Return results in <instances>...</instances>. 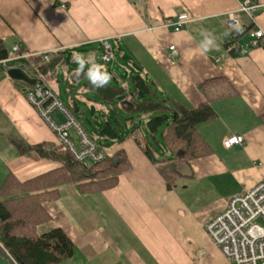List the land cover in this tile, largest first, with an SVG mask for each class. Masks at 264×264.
<instances>
[{"label":"crops","instance_id":"crops-1","mask_svg":"<svg viewBox=\"0 0 264 264\" xmlns=\"http://www.w3.org/2000/svg\"><path fill=\"white\" fill-rule=\"evenodd\" d=\"M241 1L0 0V38L32 54L13 64L31 77L38 76L32 58L63 50L70 52L73 64L74 53L94 55L125 84V63L119 67L116 59L108 67L99 61L103 38L139 63L157 92L186 107L205 100L199 86L212 77H227L238 90L211 102L216 116L197 129L212 151L178 162L181 176L174 187H167L136 145V132L103 145L111 156L123 151L128 162L116 186L82 193L75 183L61 185L58 197L44 202L51 220L38 227L40 232L60 227L72 240L74 252L61 264H231L205 224L232 196L264 180V44H252L253 32L264 31V0H250L252 17L238 14L242 25L252 26L237 43L245 54L232 56L223 45L230 40L226 13ZM182 12L189 19L178 31L163 25ZM201 30L216 36L219 50L200 54ZM56 76L47 73L40 79L49 86ZM30 86L10 78L0 62V184L9 173L26 180L64 165V153L52 148L58 146L54 132L26 98ZM75 100L80 105L84 98ZM88 104L95 110L101 106ZM53 117L62 119L58 112ZM140 126L143 132L142 121ZM233 134L241 135L243 144L225 147L223 141ZM12 139L41 145L45 154L30 150L18 155ZM162 153L167 155V149ZM0 264L16 263L9 253H0Z\"/></svg>","mask_w":264,"mask_h":264},{"label":"trees","instance_id":"trees-1","mask_svg":"<svg viewBox=\"0 0 264 264\" xmlns=\"http://www.w3.org/2000/svg\"><path fill=\"white\" fill-rule=\"evenodd\" d=\"M251 27L241 24L242 33L230 31V40L224 41L223 45L232 56L245 54L237 43ZM113 47L115 57L112 61L117 59L126 66L125 84L117 82L116 73L108 70L112 75L109 84L93 89L84 75L76 77L77 65L74 63L73 68L71 67L70 52L63 50L51 53L48 61H43L40 56L32 58L37 71L35 73L40 78L47 73L55 75L63 63L67 69L71 68L68 85H81L83 90L94 94L90 98L91 102L101 105L100 117L93 114L97 141L100 139L99 142L103 145L104 140L122 141L133 132L138 133L134 136V142L155 165L167 187L172 188L181 176L178 162L207 155L212 151L197 129L200 123L216 116L211 102L233 96L238 90L227 77H212L199 86L205 100L194 108L186 107L157 92L155 84L148 81L145 74H141V65L125 55L120 46ZM100 49L102 50L101 46ZM18 52H22V49ZM13 53L17 54L0 38V60L11 57ZM117 53L120 54L118 58ZM16 62L18 60L12 61V64ZM121 96L123 98L117 100ZM71 100L70 111L75 115L81 107L75 99ZM114 104L123 110L124 115L119 114L120 118H114L112 122L106 108ZM260 119L264 122V112ZM141 121L144 123L143 132L140 131ZM12 142L18 155L30 150L45 154L41 145L30 146L19 139H12ZM52 148L64 153L62 167L26 180H19L9 173L0 184V244L17 264H61L72 256L73 242L62 228L54 226L46 231L38 230L39 226L51 220L44 202L56 199L61 185L75 183L82 193L100 192L116 186L120 173L128 167L123 151L112 156L107 154L103 160L85 166L74 160L63 147L58 145ZM165 149L168 151L167 155L162 153Z\"/></svg>","mask_w":264,"mask_h":264},{"label":"built area","instance_id":"built-area-1","mask_svg":"<svg viewBox=\"0 0 264 264\" xmlns=\"http://www.w3.org/2000/svg\"><path fill=\"white\" fill-rule=\"evenodd\" d=\"M254 8L250 0H244L239 3L237 9L227 12L226 24L230 31H236L237 25L241 29L238 14L245 13L252 17ZM188 19V14L182 12L177 15L176 19H169L163 25L178 31ZM238 32L242 33L243 29ZM253 36L254 46L264 44L263 30H255ZM99 44L102 47L101 60L111 62L115 57L114 47L103 38L99 40ZM169 49L170 54L176 51L173 45ZM12 50L17 53L20 46L13 45ZM30 56L32 54L18 52L15 56L0 62L7 70L13 66L12 61ZM37 56H40L43 61H48L51 53L44 52ZM36 78L41 82L26 89L25 95L28 102L54 132L57 144L66 149L72 158L82 165L87 166L103 160L107 155L104 146L88 134L57 93L46 85L40 76ZM55 112L61 115V121L53 117ZM243 142L241 135L233 134L223 141V145L232 147L242 145ZM205 230L231 264H264V180L258 181L245 192L232 196L220 211L209 218L205 224ZM1 248L8 253L2 246Z\"/></svg>","mask_w":264,"mask_h":264},{"label":"rangeland","instance_id":"rangeland-1","mask_svg":"<svg viewBox=\"0 0 264 264\" xmlns=\"http://www.w3.org/2000/svg\"><path fill=\"white\" fill-rule=\"evenodd\" d=\"M113 62L114 61H111L108 63H104V62H102V63L107 64V66L109 67L110 65H112ZM117 65H119V67L123 66V64L120 63L119 61H118ZM65 66H66L65 63L61 64L60 69L57 71L56 78L49 80V86L57 93V95L59 96L61 101L69 109L72 108V100H71L72 98L80 99L81 96L84 98V101L79 100L81 110L76 111L75 116L80 121V123L85 128V130L88 132V134H90L91 136L94 137V139L97 140L98 136H96V133L94 130L95 123H94L93 114L95 116H97V118H99L100 112H101V106H99V108L96 107V110L94 108V110L92 112L91 107L93 105H89L88 101H91L90 98H93L94 94L90 91L83 90L81 85H77L76 87L68 85L69 82L65 81V79H64L65 78V72H68V70H71V69H67ZM73 66H74V64L71 63L72 68H73ZM124 67H126V66L124 65ZM124 67H122V68H124ZM124 78L125 77L121 78V80H122L121 83H125ZM106 109L109 111L108 118H110V121H112V122L114 121V118H117V119L120 118L119 114L124 115L123 110L117 104L109 105V106H107ZM111 116H113V117L111 118ZM126 140H127V138H126ZM98 141H100V139ZM112 141L113 140L102 141V142H103L104 146L105 145L111 146L114 143Z\"/></svg>","mask_w":264,"mask_h":264},{"label":"clouds","instance_id":"clouds-1","mask_svg":"<svg viewBox=\"0 0 264 264\" xmlns=\"http://www.w3.org/2000/svg\"><path fill=\"white\" fill-rule=\"evenodd\" d=\"M235 30L240 31V26L237 25ZM200 35L202 40L198 47L201 55H206L213 50H219L217 38L213 33L201 30ZM73 61L77 65L75 70L76 77L79 78L81 75H84L93 89L106 87L112 79V75L107 70V67L98 63L94 55L74 53Z\"/></svg>","mask_w":264,"mask_h":264},{"label":"water","instance_id":"water-1","mask_svg":"<svg viewBox=\"0 0 264 264\" xmlns=\"http://www.w3.org/2000/svg\"><path fill=\"white\" fill-rule=\"evenodd\" d=\"M6 73L7 75L12 78V79H15V80H22L30 85H34L36 84L37 82L40 83L41 81L37 78H34V77H31L30 75H28L22 68L20 67H15V66H12V67H9L7 70H6ZM123 97H118L117 100H121ZM92 112L94 110V107L92 106ZM0 253L3 254V255H7V253L4 251V250H0Z\"/></svg>","mask_w":264,"mask_h":264}]
</instances>
